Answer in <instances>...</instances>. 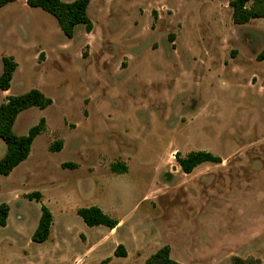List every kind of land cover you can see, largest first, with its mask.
Returning <instances> with one entry per match:
<instances>
[{
  "label": "rangeland",
  "instance_id": "obj_1",
  "mask_svg": "<svg viewBox=\"0 0 264 264\" xmlns=\"http://www.w3.org/2000/svg\"><path fill=\"white\" fill-rule=\"evenodd\" d=\"M27 1L0 9V75L4 57L19 66L0 105L33 89L53 104L23 111L13 128L47 126L29 158L0 175V205L10 206L0 264H145L169 244L173 258L189 247L187 264H264V19L235 25L232 0H92L93 31L78 25L68 39ZM6 150L0 139V160ZM194 151L225 161L185 176L175 155ZM42 205L54 223L37 244ZM91 205L122 222L116 237L77 214ZM119 241L126 260L114 256Z\"/></svg>",
  "mask_w": 264,
  "mask_h": 264
},
{
  "label": "trees",
  "instance_id": "obj_2",
  "mask_svg": "<svg viewBox=\"0 0 264 264\" xmlns=\"http://www.w3.org/2000/svg\"><path fill=\"white\" fill-rule=\"evenodd\" d=\"M17 0H0V9L16 2ZM92 0H75L67 3L62 0H28L27 4L31 8H39L50 14L57 21L61 31L68 39H73L75 29L78 25H84L86 33L93 31L94 25L89 18L88 8ZM232 9V21L235 25H245L252 20L264 19V0H232L229 3ZM258 61H264V50L258 56ZM3 71L0 75V90L9 91L18 64L13 57H4ZM53 104L52 99L47 97L38 89H33L22 95L8 96L3 104L0 105V139L6 144L5 156L0 160V175L9 176L15 168L26 161L31 153L35 139L46 132V120L42 118L38 125L30 129L28 135L17 136L13 128L17 117L25 110L37 107L41 110L47 109ZM63 149V141H59L50 146V151L60 152ZM176 161L185 174H190L193 170L204 163L221 164L222 159L207 151H194L186 156L180 153L175 155ZM63 167L76 169V164L66 163ZM127 166L124 164L112 165V171L118 174L127 173ZM30 200L42 202L43 195L34 192L29 195ZM10 207L4 203L0 205V227H6L9 217ZM89 227L106 226L113 230L119 225V221L112 218L97 206L83 207L77 211ZM54 217L52 212L45 205L41 206V217L38 227L32 236V242L37 244L45 243L49 240ZM117 257H127L126 249L119 245L115 251ZM145 264H181L171 256L169 246H164L152 254ZM231 264H258V260L242 259L233 257Z\"/></svg>",
  "mask_w": 264,
  "mask_h": 264
},
{
  "label": "crops",
  "instance_id": "obj_3",
  "mask_svg": "<svg viewBox=\"0 0 264 264\" xmlns=\"http://www.w3.org/2000/svg\"><path fill=\"white\" fill-rule=\"evenodd\" d=\"M92 2V1H91ZM77 28V27H76ZM75 34H76V29H75ZM63 150V149H62ZM61 150V151H62ZM31 154V153H30ZM189 154V153H188ZM30 156V155H29ZM29 158V157H28ZM221 158V157H220ZM222 159V163H224V161H225V159L224 158H221ZM222 163L221 164H214V163H204V164H201V165H199L198 167H196L194 170H193V172L192 173H190V174H185V173H183V171H182V173H183V175H185V176H189V177H196V176H210V175H213V174H215V173H217V171L219 170L218 169V167H221L222 166ZM208 166H212V167H214L213 169H208V168H206V167H208ZM178 171H180L179 170V168H177V172ZM91 206H95V205H91ZM10 207V206H9ZM87 207H90V206H87ZM97 207H99V206H97ZM100 209H102L101 207H99ZM103 210V209H102ZM104 211V210H103ZM105 212V211H104ZM106 213V212H105ZM9 215H10V212H9ZM117 221H119V225L115 228V229H113V230H111V229H109L108 227V229L110 230V234H111V236L112 237H116L117 235H118V233H119V231L121 230V228H122V222L120 221V220H117ZM8 223H9V217H8V220H7V225H8ZM6 225V226H7ZM98 227V226H97ZM106 227V226H105ZM52 234V233H51ZM146 234V232L144 233V232H142V235H145ZM82 235H84V234H82ZM85 236V235H84ZM86 237V236H85ZM87 238V237H86ZM146 239V238H145ZM119 243H121V244H118V246L119 245H123L124 246V244H123V242H120L119 241ZM171 247H170V246ZM168 246L170 247V249H171V256H172V254L174 255V247L171 245V244H169ZM125 247V246H124ZM117 249V248H116ZM116 249L114 250V256H115V251H116ZM126 249V248H125ZM126 252H127V250H126ZM180 252V251H179ZM180 255H175L176 256V258H173V259H175L176 261H178L179 263H181V264H187V261L188 260H191V257H192V253H191V250L189 249V247H187L186 249H184L183 251H181L180 253H179ZM86 256V255H85ZM179 258H178V257ZM188 256V257H187ZM116 258H121V259H123V260H126V258L128 257V252H127V257H125V258H123V257H117V256H115ZM188 259H187V258ZM108 259V258H107ZM103 260V259H102ZM101 261V260H100ZM105 261V260H104ZM106 261H108L107 262V264H110V263H113L114 261H115V258L113 257V258H111V260L110 259H108V260H106ZM47 262V261H46ZM96 262V261H95Z\"/></svg>",
  "mask_w": 264,
  "mask_h": 264
}]
</instances>
